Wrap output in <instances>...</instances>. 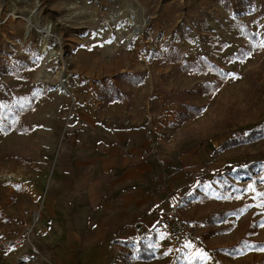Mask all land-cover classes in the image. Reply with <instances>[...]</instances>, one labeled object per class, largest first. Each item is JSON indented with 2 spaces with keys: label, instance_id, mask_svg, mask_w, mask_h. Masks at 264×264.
Listing matches in <instances>:
<instances>
[{
  "label": "rangeland",
  "instance_id": "1",
  "mask_svg": "<svg viewBox=\"0 0 264 264\" xmlns=\"http://www.w3.org/2000/svg\"><path fill=\"white\" fill-rule=\"evenodd\" d=\"M203 1L0 0V57L10 62L25 58L30 64L22 80L0 73V124L4 106L19 98L35 105L16 129L0 130V216L12 218L10 228L0 227V236L38 218L48 177L71 124L90 112L93 101H99L96 83L122 69L148 70L144 96L152 88L156 98L172 107L168 97L172 100L182 90L217 81L210 72L180 73L181 65L206 57L221 66L227 74L224 87L209 96L192 98L202 113L194 119L190 139L178 143L206 149L213 156L230 138L264 124V0H255L251 11L240 14L217 2L204 6ZM238 20L250 23L259 37L257 44L244 36L243 28L235 27ZM46 26L51 30L47 38L41 33ZM166 45L185 53L181 64L165 62ZM245 45L250 48L248 56L230 59ZM215 159L231 166L226 178L243 189L238 195L224 191L214 173L191 170L199 182L187 176L190 181L180 184L179 190L188 200L182 218L195 226L197 236L185 242L160 228L152 236L158 246L156 254L169 251L170 256L159 264H168L175 256L201 258V264L255 260L249 251L231 258L220 250L240 239L242 226L253 217L262 221L251 238L264 239V181L260 179L264 139L218 153ZM216 214L227 215L220 225H208L207 219ZM226 223L229 231L206 238L208 230ZM34 236L30 232L28 243L18 252L9 250L14 253L13 264H18L21 252H31ZM3 258L0 251V264H6ZM112 258L113 264L120 263L118 252L113 251ZM38 260L32 264H41Z\"/></svg>",
  "mask_w": 264,
  "mask_h": 264
},
{
  "label": "crops",
  "instance_id": "2",
  "mask_svg": "<svg viewBox=\"0 0 264 264\" xmlns=\"http://www.w3.org/2000/svg\"><path fill=\"white\" fill-rule=\"evenodd\" d=\"M144 70L122 69L105 79ZM148 75L140 85L123 86L122 100L109 105L98 97L97 83L105 79L96 83L99 101L71 124L48 177L38 218L4 235L32 226L41 264H113L117 241L134 239L138 226L151 238L159 231L167 193L182 192L180 184L190 181L191 170L210 174L225 167L206 149L178 143L190 139L194 120L176 127L181 104L168 97L175 109L169 111L172 107L156 98L152 88L144 96ZM152 140H160L159 153L141 157ZM164 175L168 192L158 189ZM11 221L0 216V227L10 228ZM0 251L6 264H13L14 253Z\"/></svg>",
  "mask_w": 264,
  "mask_h": 264
},
{
  "label": "trees",
  "instance_id": "3",
  "mask_svg": "<svg viewBox=\"0 0 264 264\" xmlns=\"http://www.w3.org/2000/svg\"><path fill=\"white\" fill-rule=\"evenodd\" d=\"M208 1L221 3L225 9H228L231 13H242L244 11H251L255 6V0H204L203 5L208 6ZM235 27L243 28L244 36L249 39L251 43H258L259 37L257 34L252 32L250 23L242 22L238 20ZM168 54L165 57V62L169 64H181L184 61L185 53L179 48L166 45ZM250 54V48L248 46H242L237 53L230 57V59H244ZM30 64L25 58L14 59L10 62L0 57V73L10 74L11 76L24 79L25 72L29 70ZM180 73H206L210 72L217 77L215 83H205L202 87L196 90H182L172 98V102L181 104V108L177 113L176 127H180L184 123L193 121L199 117L202 113L200 106H196L191 102L193 97L202 98L211 94L219 92L225 85L227 80V74L223 72L220 65H216L210 62L206 57L199 58L196 62H187L179 67ZM148 70L135 72V73H120L114 77V81L105 79L104 83L98 82V97L106 105L122 100L121 89L127 85H140L146 79ZM35 105L30 102H26L24 99L19 98L10 105L4 106L2 109L3 122L0 124V130L4 133L10 132L16 129L20 124L23 123V119L29 111L33 112ZM257 139H264V124L251 130L247 134H240L234 136L223 143L219 148L215 149L213 158L216 154L229 151L232 149H241L246 145L256 144ZM249 154H246L248 156ZM262 166L261 180L264 181V163ZM231 169V166L226 165L223 169L215 172L213 175L216 176L222 183L224 191L240 194L239 190L242 187L235 184L234 180H228L226 175ZM229 213H237L228 212ZM227 214H216L212 215L207 219L208 225H220L225 220ZM262 219L255 220L254 217L250 220L249 224L242 226L244 229L243 236L234 242L230 246L221 248V252L231 258H236L243 254L245 251H249L254 254L255 260L249 264H264V239H253L254 229ZM230 224H225L223 228L217 227V229L208 230L206 238L211 237L214 234L225 233L229 231ZM118 253L120 254V264H159L161 261L170 256V252L166 251L161 255L156 254L158 249L157 244L153 238L143 236L137 240L117 241ZM203 259L201 258H184L183 256H175L168 264H201Z\"/></svg>",
  "mask_w": 264,
  "mask_h": 264
},
{
  "label": "built area",
  "instance_id": "4",
  "mask_svg": "<svg viewBox=\"0 0 264 264\" xmlns=\"http://www.w3.org/2000/svg\"><path fill=\"white\" fill-rule=\"evenodd\" d=\"M161 148L160 140H152L149 148L143 150L141 157L156 156ZM163 165H165L163 163ZM179 170V168H177ZM194 182H199V176L193 173L188 175ZM159 191L168 192L170 190L168 177L164 175L160 179L158 185ZM186 194L183 192L169 191L167 193V204L161 215V229L162 231L169 233L181 241L188 242L197 236L195 226L188 221L183 220L182 212L187 204ZM32 231V228L25 226L24 231L16 232L10 237L0 236V250L9 251L14 250L18 252L28 243V234ZM146 230L142 226L137 227V236L134 240L146 236ZM30 253L21 252L18 255V264H32L36 258L40 257V251L38 248L31 244Z\"/></svg>",
  "mask_w": 264,
  "mask_h": 264
},
{
  "label": "bare ground",
  "instance_id": "5",
  "mask_svg": "<svg viewBox=\"0 0 264 264\" xmlns=\"http://www.w3.org/2000/svg\"><path fill=\"white\" fill-rule=\"evenodd\" d=\"M138 29V28H137ZM41 33L44 35L45 38L49 37L51 34V30L49 27H42L41 28ZM61 86H62V91L65 92L67 90V87L64 83V80L61 81Z\"/></svg>",
  "mask_w": 264,
  "mask_h": 264
}]
</instances>
